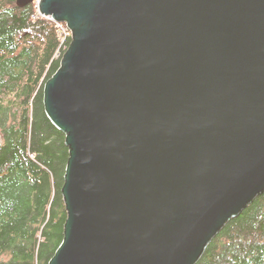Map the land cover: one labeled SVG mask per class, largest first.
Listing matches in <instances>:
<instances>
[{
  "label": "water",
  "instance_id": "95a60500",
  "mask_svg": "<svg viewBox=\"0 0 264 264\" xmlns=\"http://www.w3.org/2000/svg\"><path fill=\"white\" fill-rule=\"evenodd\" d=\"M71 42L45 82L65 134L48 264H195L264 192V0H15Z\"/></svg>",
  "mask_w": 264,
  "mask_h": 264
},
{
  "label": "trees",
  "instance_id": "16d2710c",
  "mask_svg": "<svg viewBox=\"0 0 264 264\" xmlns=\"http://www.w3.org/2000/svg\"><path fill=\"white\" fill-rule=\"evenodd\" d=\"M35 2L0 0V264H48L63 240L68 148L47 117L60 67L58 30ZM195 264H264V192L216 234Z\"/></svg>",
  "mask_w": 264,
  "mask_h": 264
},
{
  "label": "built area",
  "instance_id": "2783aa9c",
  "mask_svg": "<svg viewBox=\"0 0 264 264\" xmlns=\"http://www.w3.org/2000/svg\"><path fill=\"white\" fill-rule=\"evenodd\" d=\"M36 6H37V1L35 2ZM38 9V8H37ZM38 12V11H37ZM39 13V12H38ZM40 16L50 20L53 22V20L50 18V17H46V16H43L42 14L39 13ZM53 24L56 25L57 27V30H58V37L60 39V44H59V50L60 49H65L66 48V41H67V38L71 37V31L70 29L68 28V26L66 24H64L63 22H53Z\"/></svg>",
  "mask_w": 264,
  "mask_h": 264
}]
</instances>
